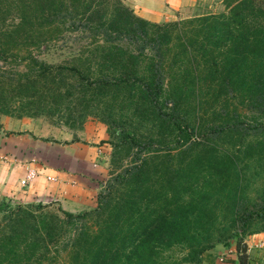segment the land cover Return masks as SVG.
I'll use <instances>...</instances> for the list:
<instances>
[{
	"label": "trees",
	"instance_id": "1",
	"mask_svg": "<svg viewBox=\"0 0 264 264\" xmlns=\"http://www.w3.org/2000/svg\"><path fill=\"white\" fill-rule=\"evenodd\" d=\"M14 2L17 20L0 29L1 114L57 116L80 128L92 84L98 94L115 86L136 97L158 135L163 129L173 132L176 144L181 133L188 135L186 124H200L202 103L221 109L216 122L200 124L205 143L178 150L179 160L164 159L163 170L145 178L147 160L137 154L153 139L141 141L121 131L137 147L139 163L118 174L117 184L107 180L94 209L76 214L58 209L59 215L40 204L11 207L0 200V264H177L163 253L178 243V235L188 242L180 264H196L223 235L202 229L204 223L222 221L211 204L207 207L210 197L224 195L233 224L258 217L256 206L251 211L245 203L240 206L239 192L245 166L256 163L264 173V0H224L221 12L161 24L135 15L121 0H32L31 14L26 0ZM14 37L26 50L23 69L16 73L5 70L1 49L6 39L17 48ZM55 43L78 46L89 53L86 59L99 57L103 65L96 61L92 75L75 64L80 55L68 65H53L32 54ZM246 118L252 121L249 128ZM185 191L188 200L180 199ZM243 231L231 233L240 264L248 258L239 253Z\"/></svg>",
	"mask_w": 264,
	"mask_h": 264
},
{
	"label": "rangeland",
	"instance_id": "2",
	"mask_svg": "<svg viewBox=\"0 0 264 264\" xmlns=\"http://www.w3.org/2000/svg\"><path fill=\"white\" fill-rule=\"evenodd\" d=\"M184 2L185 10L179 11L180 13L171 14L172 16L168 19L148 21L161 24L224 10V0H185ZM26 7L30 14L32 10H35L32 0H26ZM17 16L14 0H0V29L11 28ZM14 39V45L17 48L11 47L10 39L4 40L1 48L6 50L4 68L12 73L22 71L25 63L23 57H26L22 39L16 37ZM32 54L37 59L53 65H68L73 55L76 57L80 55L81 58L75 60V64L83 72L90 69L92 75H96L97 72L95 71L98 67L96 61H99V65H103L99 57L97 60L92 59L91 62L86 59L89 53H82V49H78V46L74 49L55 43L50 44L48 48L41 46L33 49ZM95 86L92 84L93 88L88 94V114L80 128L67 126L57 116L17 117L0 113V200L12 202L11 207L16 204H40L58 214V209L72 214L94 209L97 194L104 189L107 180L113 179L112 184H117L119 179L115 177L118 174H122L125 168L129 169L139 163L137 155L147 160L142 173V178H145L154 173V170H163L164 159L171 162L179 160V156L176 155L178 150L189 146L197 148L199 145L196 144L205 143L207 137L203 133L205 128L200 124L216 122L215 117L221 109L220 104L217 103L210 101L206 104L202 103L200 107L204 110V114L200 117V124H193L194 122L186 124L183 130L188 135L181 133L183 139L175 144L173 132L169 133V130L163 129L162 135L157 134V129L149 125L148 116L140 112L136 97L126 92L125 88L107 86L101 94H98L94 89ZM74 103H76V109L80 110L81 103L76 101ZM181 107L182 114L184 106ZM188 111L189 108H187ZM75 113L74 118L78 117L80 112ZM198 120L199 117L196 121ZM244 122L248 128L252 125L250 118H246ZM121 131L133 132L141 141L153 139L154 142L149 144L141 154L136 155L137 147L129 143ZM185 153L182 154V158H186L187 152ZM28 169H33L35 175L21 186L20 180L24 178ZM263 184L264 173L260 172V166L256 163L245 166L239 192L241 203H243L240 206L244 207L245 203L249 211L256 206L255 211L260 212L258 217H254L250 223L243 226L240 221L233 224L227 201L225 198L223 200L224 195L215 198L212 196L208 200L207 207L211 204L213 211L217 213V219L221 218L222 221L216 220L211 225L204 223L202 229L212 232L214 237L223 232L217 243H228L231 246L234 245L231 237L232 230L243 228L244 231L240 235L242 243L254 234L251 232H263ZM183 186L181 191H184ZM59 198H63V202ZM180 199L188 200V192H182ZM186 206L185 209L188 210L190 206L187 204ZM158 225L166 229L172 228L169 222H158ZM174 236L169 241L177 237ZM178 237V243H173L163 256L167 261H176L180 264V259L187 253L186 243L188 242L183 236L178 235ZM154 241L159 240L154 239ZM256 253L261 260L260 264H264V249L261 248Z\"/></svg>",
	"mask_w": 264,
	"mask_h": 264
},
{
	"label": "crops",
	"instance_id": "3",
	"mask_svg": "<svg viewBox=\"0 0 264 264\" xmlns=\"http://www.w3.org/2000/svg\"><path fill=\"white\" fill-rule=\"evenodd\" d=\"M125 5L132 9L133 13L141 18L151 21H160L168 19L171 14L180 13L185 10V0H121ZM5 191L8 189L4 188ZM4 194V193H3ZM8 194V193H5ZM63 202V198H59ZM261 243V247L255 245ZM245 250L239 253H246L248 258L245 264H260L261 260L256 256V252L261 248L264 249V231L254 233L245 241ZM238 251L232 245L226 247L221 243H217L207 249L201 255L200 261L196 264H240L237 259ZM192 264V263H183Z\"/></svg>",
	"mask_w": 264,
	"mask_h": 264
},
{
	"label": "built area",
	"instance_id": "4",
	"mask_svg": "<svg viewBox=\"0 0 264 264\" xmlns=\"http://www.w3.org/2000/svg\"><path fill=\"white\" fill-rule=\"evenodd\" d=\"M34 175H35V173H34L33 169H28L27 172L24 175V178L20 180L21 186L26 184L29 181V179L34 177ZM47 179L53 180V178H51V177H47ZM255 246L261 247L262 244L259 243V244L255 245Z\"/></svg>",
	"mask_w": 264,
	"mask_h": 264
},
{
	"label": "water",
	"instance_id": "5",
	"mask_svg": "<svg viewBox=\"0 0 264 264\" xmlns=\"http://www.w3.org/2000/svg\"><path fill=\"white\" fill-rule=\"evenodd\" d=\"M245 247H246V244H245V243H242V244H241V250H242V251L245 250Z\"/></svg>",
	"mask_w": 264,
	"mask_h": 264
}]
</instances>
